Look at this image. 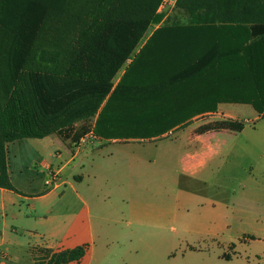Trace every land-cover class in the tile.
Masks as SVG:
<instances>
[{
	"label": "trees",
	"instance_id": "obj_1",
	"mask_svg": "<svg viewBox=\"0 0 264 264\" xmlns=\"http://www.w3.org/2000/svg\"><path fill=\"white\" fill-rule=\"evenodd\" d=\"M42 1L0 0V31L8 38V70H0L1 188L17 192L6 145L19 139L54 132L72 142L90 132L104 139L122 138L121 133L154 138L214 112L218 102L250 103L264 113V0H176L185 21L163 22L115 86L113 77L148 25L162 19L155 13L159 0H139L138 13L119 19L103 17L107 0H85L91 23L63 70L59 50L42 46L33 55L53 5ZM76 122H81L77 129ZM240 126L233 119L216 124L229 130ZM39 252V264H68L84 257L86 245Z\"/></svg>",
	"mask_w": 264,
	"mask_h": 264
},
{
	"label": "crops",
	"instance_id": "obj_2",
	"mask_svg": "<svg viewBox=\"0 0 264 264\" xmlns=\"http://www.w3.org/2000/svg\"><path fill=\"white\" fill-rule=\"evenodd\" d=\"M211 113L172 129L190 147L174 168L126 151L74 149L56 134L8 143L17 192L0 187V264L83 245L84 257L68 264H212L217 248L218 264H264V162L236 183L221 140L229 129L216 127L233 118L194 120ZM95 137L92 145L122 143ZM255 170L260 179L249 178ZM49 171L58 175L52 185Z\"/></svg>",
	"mask_w": 264,
	"mask_h": 264
},
{
	"label": "rangeland",
	"instance_id": "obj_3",
	"mask_svg": "<svg viewBox=\"0 0 264 264\" xmlns=\"http://www.w3.org/2000/svg\"><path fill=\"white\" fill-rule=\"evenodd\" d=\"M163 1L164 0H159L158 5L155 8V13L161 14L162 19L158 23H150L148 25L139 44L131 53L130 58L126 59V61L122 64L113 77V86L116 85L123 71L127 69L133 56L140 50V48L145 44L153 32H155L163 24V22L167 20L172 22L177 19L181 22L185 21V17L179 13L174 6H171L172 0H166L167 4L164 6V8H160V5L163 3ZM84 2L85 0H79L76 1V5H73L72 0L42 1V3L47 5H53H49V7H47V13L43 19L38 35L34 40L33 55L37 49L42 46L55 48L59 50L64 57L59 70H63L67 66L68 60L71 58V53L74 52L79 46L81 32L91 23V19L85 17V12L87 9L86 5L84 6ZM139 3V0L103 1V9L105 10L103 17L108 19L132 17L134 16V12L140 9L138 7ZM7 40V36L3 35L0 31V70H8L6 61ZM31 68L32 67L29 66L25 70H30ZM130 77L131 75H129L127 79ZM219 104L222 105L217 110ZM214 112L215 113L202 115L195 118L194 120L203 122L210 117H213V120H216V118L221 119L230 116L234 121L241 123L239 129L227 130V135L221 136L223 147L225 149H229V151H232V156L227 162V167H230L232 175L234 176V181L238 182L237 179L240 180L247 176V171L250 170V167H255L256 164L264 162V113H260V111L256 110L250 103L233 101L216 103V110ZM93 121L94 118L91 119V121L85 122L84 126L87 127L92 125ZM80 126L81 122H76L74 128L77 129ZM180 131L181 129H175L163 134L162 136L154 138L140 136L135 137L132 135V137H128L126 135L129 133H121L117 135L122 137L118 138L122 141V143L114 144L103 141V143L98 144V141H96L94 145L92 144L95 139H90L87 136H85V141H81L79 139L78 141L72 142L70 139L62 138L58 133L54 132L52 134H56V136H58L62 141H68L69 147H73L74 149H76V147L84 146V151L93 150L91 152L98 150V148H102L103 153L112 152L114 149L115 152L117 150L122 152L126 151L129 153H136L144 157L147 156L148 160L151 162L161 164L165 163L174 168L177 166L180 154L190 148L186 145V142L183 138H178V136H180ZM147 132L148 131L145 133ZM62 141H60L61 144L63 143ZM260 177L261 175L258 174L257 170H255L254 176H250L249 178L257 180L260 179ZM182 183L186 184L187 180L183 178ZM223 251L224 250L222 248H217L213 258H211L213 260L212 264H218V257L222 255ZM40 254L41 253L38 252V250H35L31 257V255L26 252L22 255L20 264H32L33 261L34 264H39L43 260L42 256L40 257ZM36 257H39L40 259ZM182 262L193 263V256L184 258ZM230 264L236 263L233 262Z\"/></svg>",
	"mask_w": 264,
	"mask_h": 264
},
{
	"label": "built area",
	"instance_id": "obj_4",
	"mask_svg": "<svg viewBox=\"0 0 264 264\" xmlns=\"http://www.w3.org/2000/svg\"><path fill=\"white\" fill-rule=\"evenodd\" d=\"M176 0H172L171 6L175 5ZM167 4V1L164 0L163 3L160 5V8H164V6ZM90 139H96V137L91 133L90 136H87ZM85 136L80 138L81 141H85ZM58 175L56 171H49L47 175L46 185H52L55 181H57Z\"/></svg>",
	"mask_w": 264,
	"mask_h": 264
}]
</instances>
